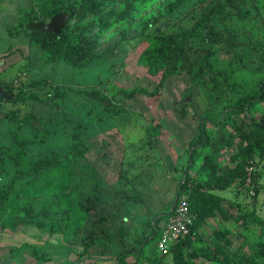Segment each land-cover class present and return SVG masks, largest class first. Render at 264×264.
I'll list each match as a JSON object with an SVG mask.
<instances>
[{"label":"rangeland","instance_id":"obj_1","mask_svg":"<svg viewBox=\"0 0 264 264\" xmlns=\"http://www.w3.org/2000/svg\"><path fill=\"white\" fill-rule=\"evenodd\" d=\"M80 1L59 0L58 4ZM174 1L142 0L128 17L121 16L123 0L108 2L104 8L111 12L109 24H96L92 30L98 57L84 68H74L60 61L48 62L43 51L17 28L19 24L26 25L22 16L25 12L36 21L49 22L53 0H0V84L8 92L5 83L14 82L16 92L24 90L38 96L15 101L14 93L8 92L12 98L0 99V116L11 111L19 112L21 117L35 113L46 121L49 129L45 143L28 145L22 155L24 167L29 168L52 151L64 155L79 140L91 145L83 157L64 160L32 181L21 180L10 200L0 206V264H41L25 243H36L42 252L51 255L52 260L43 264H117L125 249L131 252L124 255L125 262L155 264L164 255L163 264H176L170 250L159 251L160 232L154 240L149 238L154 231L153 222L164 215L160 226L165 225L166 213L178 198V186L186 170L192 176L206 177L205 172H198L203 157L191 165L188 151L200 127L205 123L213 138L235 132L232 125L224 127L225 123H221L228 112L226 106L238 102L264 75L255 65L264 46V0L243 1V6L251 11L249 18H239L233 11L220 19L217 28L221 42L208 45L201 36L191 38L188 57L178 63L179 70L168 76L159 94L123 97L124 90L141 87L155 90L161 74L153 72L154 61L168 70L174 63L172 56L161 51L156 34L166 27L165 31L172 32L191 26L201 11V0H185L169 12L167 6ZM20 7L25 9L21 15ZM94 19L87 12L82 18L72 17L68 25L76 28ZM210 47L216 51L215 69L223 75L218 74L217 81L209 77L206 83H197L193 102L187 107L186 116H182L176 104L191 85L189 68ZM56 87L99 88L123 100L129 112L111 116L97 101L81 93L70 90L58 97ZM263 111L264 102L244 112L238 121L251 122ZM14 131L22 138H34L32 125L20 128L10 118L0 117V150L16 153ZM239 143L237 137L233 146L219 150L218 161L223 166L233 165L230 157ZM209 149L197 147L202 155ZM15 171L13 159L6 157L0 189L6 187ZM218 192L235 217L252 214L250 221L209 219L199 231L203 240H196L188 250L211 244L215 232L222 230L231 240L229 253L254 252L258 256L257 250L264 242V157H256L247 180ZM126 195L140 199H126ZM94 196L99 198L96 205ZM29 204L36 211L43 207L54 212L70 209L69 227L51 237L34 228L8 229L10 221ZM105 213L111 217L102 227L100 218ZM121 227L127 228L124 243L119 239ZM92 232L96 241L87 247ZM141 242L145 246L133 251ZM12 247L21 248L14 252ZM198 262L221 264L202 259Z\"/></svg>","mask_w":264,"mask_h":264},{"label":"trees","instance_id":"obj_2","mask_svg":"<svg viewBox=\"0 0 264 264\" xmlns=\"http://www.w3.org/2000/svg\"><path fill=\"white\" fill-rule=\"evenodd\" d=\"M58 1L59 0H53L54 7L50 12L51 17L61 11H67L71 15L70 19L74 16L82 18L85 13L90 12L95 16V19L92 22L90 21L76 28L69 26L67 23L60 33L43 31L28 32L26 25L34 19L29 13L24 11L25 14H22V16L25 19L26 25L19 24L17 26L18 31L25 32L30 42L43 51L48 62L60 61L74 68H84L98 57L97 41L94 40L92 35L93 26L96 24L101 26L109 24L111 12L105 10L104 6L108 2L114 0H82L80 3L70 2L62 6L58 4ZM184 1L185 0H175L169 3L167 10L173 12L181 6ZM243 1L244 0H201L199 2L201 11L199 15H196L191 26L181 27L172 32L165 31L167 27L161 30L156 34V41L159 43L163 53L174 58V63L168 70L154 61L152 66L153 72L156 75L158 73L161 74L155 90H150L145 87L135 88L130 91L124 90L123 97L133 98L137 94H144L147 96L159 94L168 76L179 70L178 63L188 57L187 46L191 38L201 36L206 44H217L222 41V36L217 28V23L220 19L228 17L233 11L239 18L246 19L250 17L251 11L243 6ZM123 2L124 9L121 12V16L128 17L137 6L142 3V0H123ZM23 10H25L23 7L18 8L20 15L23 13ZM258 56L259 60L255 65H257L259 71L264 72V46L260 50ZM215 57L216 51L210 47V49L189 68L191 85L187 88V92L180 102L176 104L182 116H186L187 107L193 102L194 86L197 83H206L209 77L217 81L219 77L218 74H222L221 71L215 69V64L213 62ZM240 60H244V58L241 57ZM242 66L246 67L247 64L243 62ZM32 84L36 86L38 82H33ZM5 86L9 93H14L13 100L15 101L38 99V96L32 92L29 94L24 92V90L16 92L14 82H7ZM70 90L81 93L97 101L103 110L111 116L124 115L129 112L123 100L110 96L96 87H65L64 90H61L60 87L55 88L58 97L64 96L66 92ZM0 99L4 100L3 96L0 95ZM263 102L264 75L256 82L255 87L238 100V102L230 103L226 106L228 112L225 120H222L221 123H225L224 127L227 124L232 125L235 128V132L226 136L213 138L211 134H208L206 124L204 123L200 127L198 135L190 142L188 151L191 165H195L200 157H203L198 172H205L206 177L201 178L192 176L189 170H186L178 186V196L185 194L188 198L190 210L194 215V222L190 234L172 245L169 249L173 254L176 264H200L198 262L199 259L219 262L221 264H264V242L260 244L257 250L258 256L254 255V252H249L246 255H239L237 252L231 254L228 252L231 240L226 232L222 230H217L215 232L216 235L211 244H207L202 248L188 250L192 244H195L196 240H203L199 231L209 219L220 217L224 221L230 219L238 221L243 220V223H248L250 221L252 214H243L240 217H235L224 204V197L218 191L226 190L236 182L247 180L251 174L249 168L251 166L253 167L256 157H264V111L251 122L238 121V118L241 117L244 112L250 111L257 104ZM0 117L10 118L17 122L20 128L26 125H32L34 130V138H22L19 136L18 131L12 133L13 145L17 147L16 153L12 154L4 149L0 150V174L5 171L6 157L13 159L16 167L15 174L12 176L10 182L6 187L0 189V206L5 205L10 200L15 187L21 180L32 181L45 170L58 165L60 162L71 160L72 158L83 157L91 150V145L89 143L84 140H79L73 144L66 154L62 155L59 151H52L51 154L45 157H39L29 168H26L23 165L22 155L26 152L28 145L37 141L45 143L48 139L49 129L47 128L46 121L38 117L35 113H29L21 117L17 111L6 112ZM237 137H240V143L235 145L234 153L230 157V161L233 165L225 167L218 161L219 150L223 147L233 146ZM201 145L202 147L205 146L210 148L209 151L203 155L197 150V147ZM126 199L137 200L140 199V197L126 195ZM176 201L177 199L166 213V216H169L173 212ZM98 202L99 198L94 196V205ZM110 217L111 216L106 213L102 215L100 218L102 227H104L106 221ZM71 218V210L68 208L59 209L54 212L50 207H43L40 211H36L34 206L29 204L24 205L22 207V213L16 215L10 221L8 229L17 231L20 227L34 228L37 229L40 234L51 237L54 234L64 233L69 227ZM163 218L164 215H160L153 222L154 231L149 238L154 240L159 232L161 236L164 226L161 227L160 222ZM126 233V227H121L119 229V239L122 243H124V236ZM149 238H147L146 241ZM95 241L96 234L92 232L87 247L94 245ZM25 245L30 249L31 255L39 263L43 264L48 260H52L51 255L47 252H42L36 243H25ZM144 246L145 242H141L133 251H140ZM19 248L21 247H12L11 250L15 252ZM128 253L131 252L127 249L123 250L117 264H132L124 261V255ZM164 259L163 255L158 258L155 264H163Z\"/></svg>","mask_w":264,"mask_h":264},{"label":"built area","instance_id":"obj_3","mask_svg":"<svg viewBox=\"0 0 264 264\" xmlns=\"http://www.w3.org/2000/svg\"><path fill=\"white\" fill-rule=\"evenodd\" d=\"M253 167L249 168L251 172ZM194 215L190 210L189 201L185 194L178 196L173 212L164 223L159 239V251L167 252L172 245L182 240L191 232Z\"/></svg>","mask_w":264,"mask_h":264},{"label":"water","instance_id":"obj_4","mask_svg":"<svg viewBox=\"0 0 264 264\" xmlns=\"http://www.w3.org/2000/svg\"><path fill=\"white\" fill-rule=\"evenodd\" d=\"M70 13L67 11H61L54 14L49 22L32 20L26 25L28 32L43 31V32H55L60 33L70 20ZM0 95L4 99L9 100L12 96L7 92L5 87L0 84Z\"/></svg>","mask_w":264,"mask_h":264}]
</instances>
